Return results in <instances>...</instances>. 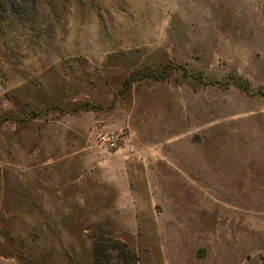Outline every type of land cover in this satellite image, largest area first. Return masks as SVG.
<instances>
[{
    "label": "rangeland",
    "instance_id": "obj_1",
    "mask_svg": "<svg viewBox=\"0 0 264 264\" xmlns=\"http://www.w3.org/2000/svg\"><path fill=\"white\" fill-rule=\"evenodd\" d=\"M125 262L264 264V0H0V264Z\"/></svg>",
    "mask_w": 264,
    "mask_h": 264
},
{
    "label": "built area",
    "instance_id": "obj_2",
    "mask_svg": "<svg viewBox=\"0 0 264 264\" xmlns=\"http://www.w3.org/2000/svg\"><path fill=\"white\" fill-rule=\"evenodd\" d=\"M117 135L115 133L104 134L100 137L103 142H107L110 147H114L117 141Z\"/></svg>",
    "mask_w": 264,
    "mask_h": 264
},
{
    "label": "trees",
    "instance_id": "obj_3",
    "mask_svg": "<svg viewBox=\"0 0 264 264\" xmlns=\"http://www.w3.org/2000/svg\"><path fill=\"white\" fill-rule=\"evenodd\" d=\"M124 253L126 254V256H128V255H129V254H128V253H129V250H127V251L124 250ZM127 259H130V258H127ZM127 259H126V260H127ZM125 264H128V262H125Z\"/></svg>",
    "mask_w": 264,
    "mask_h": 264
}]
</instances>
